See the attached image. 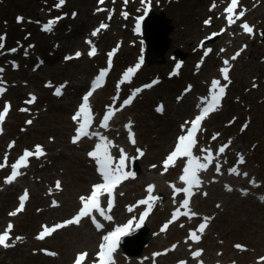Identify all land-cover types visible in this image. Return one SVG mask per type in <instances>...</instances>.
<instances>
[{"label": "rangeland", "instance_id": "374dc122", "mask_svg": "<svg viewBox=\"0 0 264 264\" xmlns=\"http://www.w3.org/2000/svg\"><path fill=\"white\" fill-rule=\"evenodd\" d=\"M58 3L0 0V43L4 44L0 48V79L6 89L0 94V112L10 105L0 123V164H4L5 154L8 157L7 166L0 167V234L9 223L13 226L7 241L10 246L0 245V264H75L79 253L88 254L82 264H100L99 241L103 243L106 231L125 218L135 217L134 226L139 222L147 205L137 202L145 199L148 185L155 186L152 195L158 197L143 221V234L148 232L152 238L140 255H130L137 243H129L126 249L117 245L109 264H264V0H237L231 24L225 12L231 0H104L102 4L99 0H65L56 7ZM145 8L156 13L163 10L171 20V41L163 60L158 56L147 61L144 37L136 30ZM240 12L244 15L236 19ZM50 20L56 22L45 30ZM205 20L210 23L206 25ZM100 22H106L107 27L100 29ZM244 23L252 27V33L243 29ZM88 24L100 29L97 35H92ZM212 33L215 37L201 45ZM161 44L158 40L157 45ZM93 46L96 54L90 56ZM77 52L81 55L74 58L72 54ZM237 52L240 55L233 60ZM141 58L139 69L124 80L127 70L135 68ZM177 64L182 68L176 76L172 66ZM226 66L228 80L221 72ZM102 70H106V85L90 101L95 125L89 131L110 139L113 164L119 162V150H124L125 171L134 177L123 180L112 193L114 205L110 212L106 210L112 220H98L103 228H93L91 219H83L38 239L44 226L51 228L73 219L80 197L100 179L99 164L88 155L93 151L89 145L99 138L88 136L73 143L78 122L71 117L88 83ZM213 80L224 87L222 101L204 121L192 149L202 163L208 154L202 149H211L213 159L206 171L198 173L201 184L191 189L189 208L198 215L189 218L182 214L187 210L180 208L186 193L174 195L172 187H187L180 180L187 162L178 159L165 171L164 157L175 150L181 126L197 111L201 98L209 99L218 92L212 88ZM153 81L157 83L144 87ZM58 88L60 95L56 94ZM31 89L36 92L33 104L28 103L31 97L26 94ZM136 89L141 91L124 105ZM160 105L163 111H157ZM109 106L115 115L109 120L111 128L104 130L101 120ZM129 122L135 144L125 127ZM36 145L43 147L45 155L28 157L27 166L18 168L20 175L6 183L11 165L25 149L34 152ZM222 145L227 147L219 153ZM137 149L142 150V156ZM132 157L135 166L130 165ZM56 181L61 182L60 188ZM251 184H256L255 190ZM249 186L258 206L239 194ZM25 191L23 210L10 216ZM108 199L107 195L103 208L108 207ZM165 204L172 207L164 209ZM177 208L181 212L178 219L161 231ZM204 217L211 219L204 229L208 234L200 236V245L190 240L189 234L204 223ZM237 244L246 250L238 249ZM196 250H202L199 257L192 255Z\"/></svg>", "mask_w": 264, "mask_h": 264}, {"label": "snow or ice", "instance_id": "6c2138e0", "mask_svg": "<svg viewBox=\"0 0 264 264\" xmlns=\"http://www.w3.org/2000/svg\"><path fill=\"white\" fill-rule=\"evenodd\" d=\"M65 0H59V3L55 5L56 7H60L64 4ZM99 2L102 4L104 0H99ZM127 2V0H126ZM237 5V0H231V4L229 7L225 9V12L228 13V22L234 23L235 21L232 18V13ZM215 3L212 5V7H215ZM150 7V4H149ZM103 9H98V11H102ZM148 8H145V15H147ZM75 16V13H73ZM123 15L127 16V13H123ZM244 15L243 12L239 13V16L236 17V19H239ZM111 18V16H109ZM18 20H22V17H18ZM60 19V18H56ZM56 22V20H50L45 26V30H50L52 25ZM210 20H205V24H209ZM106 24H101L100 29L106 28ZM243 29L248 32L252 33L253 29L250 27L247 23H244L242 25ZM100 29H96L93 31L92 35L95 36L97 33L100 31ZM136 30H140V24L137 23L136 25ZM216 35V34H213ZM3 37H0V40H2ZM91 43V41H89ZM3 44L0 43V48H3ZM243 49H241L242 51ZM10 51L15 52L16 49H11ZM211 49L208 50L210 52ZM208 52H205V55L208 54ZM96 54V49L93 46L91 51L89 52V55H95ZM81 53L77 52L76 56L79 57ZM110 56L112 53L109 54ZM240 55V52H237L232 59L235 60L237 56ZM143 62V58H141L140 63H137L135 68H129L127 72L124 75V80H128L129 77L131 76L132 73H134L137 69H139L140 64ZM111 63V61H109ZM228 61L225 60L224 64L228 65ZM177 69H179L180 65L177 64ZM0 72H3V69H0ZM221 72L223 74L224 80H228V73H229V67H223L221 69ZM106 74V70H102L97 77V79L93 83L92 91H89L84 97H83V103L80 106L79 110L77 113L73 116V120L78 122V127L76 128V134L72 138L73 143H77L78 141L81 140L83 137L87 136H97L99 137V143L96 144L95 149L93 151H90L88 155L90 157H93L97 160L99 164L98 171L102 175L103 183H98L93 185L92 191L89 196H81L80 201L82 204V207L78 211V213L73 217V219L65 221L61 224H56L53 227L49 228L47 226H44V230L39 234L37 237L38 239H44L46 235H50L53 231L56 229H59L61 227L66 226L67 224H72V223H79L80 220L84 217H91L92 223L97 227V229L103 228V224L98 222L96 216L92 215L93 210H95L100 217H103L105 220H112V216L106 214V210L101 207L100 203V196L103 195L105 192L108 194V208L107 211L110 212L111 208L113 206V199H112V193L113 189L119 185L123 180L128 179L129 177H134V173L130 171H125V159L127 158V154L124 152L123 149H120V156H119V162L117 164H113V157L108 151L109 147L112 146L111 142L108 140V138L104 135H101L98 132H89V128L92 123V115H91V109L89 105V97L92 95V92L95 90L96 87L100 85V82L103 80L104 76ZM123 82V81H122ZM5 82L0 79V94H2L6 89L2 87V85ZM157 83V81H153V84ZM152 85H145L144 87H151ZM255 86V85H254ZM212 88L213 89H218V92L214 91L211 96V103H207V106H204L201 108V113L200 115H197L195 119L191 122V128L187 130V133L185 135H181L178 137L177 145L175 147V150L172 151L169 156L166 158L164 161V168L165 171H167L168 167L174 163V160L180 156H186L188 157L187 164L183 170V174L180 176V180L183 181L187 187L185 188H178L175 185H172L174 189V195L184 192L186 193V198L181 202L180 208L186 209L187 211L183 212V215L189 216L191 218L192 216L198 215L197 213L191 211L189 208V202H190V197L192 195L191 189L193 187H198L201 184V180L199 179L198 173L200 171H206L209 167V165L212 163V153L211 149H202L201 151H206L208 154L204 157V160L206 162L202 163L200 162L201 158L198 156L193 155L192 149L196 144V140L194 138V134L198 130V126L201 124L202 120L207 116V114L211 111H214L216 107L219 104L220 98L224 94V87L220 86V81L218 80H213L212 81ZM141 91V89H136L134 90L133 94L129 99L124 101V105L130 104L134 96ZM57 95H60V89H57L56 92ZM36 99L35 96H32L31 99L28 101V103L34 102ZM202 101H207V98H201ZM10 105L6 104L4 111L0 112V123L3 122L5 115L7 114L9 110ZM198 107H200L198 105ZM22 111H26V109H22ZM157 111H163V105L158 106ZM115 115V111L111 109V106H109V111H107L101 120V127L102 128H107L109 120L112 118V116ZM83 118L82 122L78 118ZM27 123H31V121H27ZM188 123V122H186ZM126 128L129 129V136L131 139V142L135 144V139H134V133L131 132V122L129 124L125 125ZM182 130L184 126L182 125ZM246 127V125H245ZM2 131V129H0ZM215 139V136L213 137ZM12 145H10L11 147ZM227 145H222L219 149V153H223L225 151V148ZM137 152L139 155H143L142 150L137 149ZM43 156L45 155V152L43 150V147L41 145H36L35 146V151H29L27 149L24 150L23 155H21L17 161V163H14L11 165L12 172L11 174L6 177L5 182L6 183H11L13 180L16 179L18 175H20L18 168L20 166H27V158L30 156ZM7 161L8 157L7 154H5L4 157V164H0V167H6L7 166ZM240 163H243V157H240ZM155 167V165H153ZM217 172L220 171V168L217 167ZM230 172L235 173L239 175L240 173L237 171L236 168H230ZM246 176L247 173H244ZM252 183H255V181H252ZM60 181H56V187L60 188ZM155 186L154 185H148L146 191L148 192V196L146 199H141L137 203L139 205H147V210L142 213L139 216V222L135 224V227H131L133 225V220L130 219L125 225L116 227L113 231L108 232L106 235L103 236V241L104 243H101L100 245V251L98 252V257L100 260V264H109L111 261V253L116 250L117 245L120 243V240L127 235H130L131 233L135 232L136 228H139L145 218L149 215L153 203L155 202L158 197H155L152 195L154 191ZM228 190H231L229 188ZM27 198V191H25V195L20 197V206L13 212H11L9 215L10 216H15L18 212L23 210L24 207V201ZM261 199H264V197H261ZM56 204V202H53ZM219 207V205H218ZM180 208H177V210L173 213L172 219L168 222L165 223V225L162 227L161 231H164L168 228L169 224L172 223L173 221L177 220L179 215L181 214ZM129 211H132V208H129ZM211 219L210 217H204V223H201L198 227L197 230H190L189 234V239L192 241H199L200 240V235L197 234V231L199 233H203L204 229L207 227V221ZM11 223H9L7 229L3 232V234H0V245H3L4 247H9L10 245L7 243L9 240V232L12 229ZM17 240L21 239L20 237H16ZM175 247V245L173 246ZM235 247L238 249H243L242 245L237 244ZM50 255H55V253H49ZM202 254V250H196L192 253L193 257H199ZM87 253H79L76 257L75 264H82V262L85 260V257L87 256ZM155 255H159V253H156ZM261 260H264V257H261ZM180 264H185L184 261H181Z\"/></svg>", "mask_w": 264, "mask_h": 264}, {"label": "water", "instance_id": "95a60500", "mask_svg": "<svg viewBox=\"0 0 264 264\" xmlns=\"http://www.w3.org/2000/svg\"><path fill=\"white\" fill-rule=\"evenodd\" d=\"M165 15L166 14L163 10H160L159 13L150 10L148 11L147 15L145 16V19L143 20V30L146 41L148 62L153 61V59L158 56H160L163 60V54L169 48V44L171 41L169 33L173 29V26L170 22V18L166 17ZM158 40L162 41L160 47L157 45ZM181 57L182 56L180 53V58ZM133 161L135 162V160ZM141 229H143V227L136 228L135 232L131 233L130 235L124 236L120 242L121 247L123 249H126L129 243H131L134 239L138 238L140 239V243L138 244L133 254L140 255L143 251V248L148 243L149 239L152 238L150 234H147L148 232H146V234H143L145 229H143V231L138 235Z\"/></svg>", "mask_w": 264, "mask_h": 264}, {"label": "bare ground", "instance_id": "6f19581e", "mask_svg": "<svg viewBox=\"0 0 264 264\" xmlns=\"http://www.w3.org/2000/svg\"><path fill=\"white\" fill-rule=\"evenodd\" d=\"M75 16H76V14H75ZM74 16V17H75ZM86 28V27H85ZM87 28H88V30L90 31L93 27L91 26V25H87ZM87 30V31H88ZM207 42H208V40H207ZM152 83L153 82H150V83H148L147 85H149V84H151L152 85ZM100 90H102V89H100ZM99 90V91H100ZM29 92L31 93V95H33V94H35L36 92L33 90V89H31V90H29ZM27 93V92H26ZM183 106H184V104H182ZM119 122V121H118ZM117 122V123H118ZM116 124V123H115ZM108 125H109V122H108ZM109 127V126H108ZM108 127L107 128H102V129H104V130H107L108 129ZM111 128V126L109 127V129ZM115 131V130H114ZM119 132V131H118ZM101 134V133H100ZM96 138H99V137H97V136H95ZM91 149L92 150H94L95 149V146H96V144L94 145V144H91ZM133 162L134 161H132V159H130V165L131 166H135V162H134V164H133ZM212 164V163H211ZM251 186H253L254 187V190H255V187H256V184H251ZM250 187V186H249ZM116 189H118V186H116L115 188H114V190H116ZM253 193H255V191L253 192V190H252V188L250 187V188H246V189H244L242 192H240L239 194L240 195H244V196H241L243 199H246L247 198V200H250V201H252L253 203H254V206L256 205V206H258V200H254L253 199V196H251V194H253ZM248 194V196L246 197V195ZM256 194H258V193H256ZM260 195V194H259ZM147 196H148V193H146L145 195H144V197H145V199L147 198ZM261 200H259V202H260ZM173 206L175 207L176 206V204H173ZM172 206H171V204H165L164 205V209H167V208H171ZM96 216H99V214H97ZM185 217V216H184ZM242 220L243 221H249V219L248 218H242ZM255 223V222H254ZM142 226H145V224H142ZM141 226V227H142ZM132 227H134V226H132ZM144 229H145V227H144ZM143 231V229H141V231L138 233V235L141 233ZM206 234H208V232H205V231H203V233L201 234L200 233V236L201 237H203L204 235H206ZM137 235V236H138ZM137 236H135V237H137ZM139 240L140 239H138V238H136V239H134L133 241H132V243H137V246H138V242H139ZM197 243H200V245L202 244L201 242H202V239L200 238V240L199 241H196ZM246 249H244L243 251H245ZM131 257H134V256H131ZM189 259H192L191 257H189ZM146 260H152V258H150V257H147L146 258Z\"/></svg>", "mask_w": 264, "mask_h": 264}]
</instances>
